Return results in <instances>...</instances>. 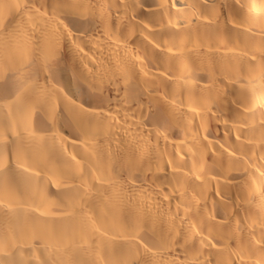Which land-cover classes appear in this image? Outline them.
<instances>
[{
	"label": "bare ground",
	"instance_id": "6f19581e",
	"mask_svg": "<svg viewBox=\"0 0 264 264\" xmlns=\"http://www.w3.org/2000/svg\"><path fill=\"white\" fill-rule=\"evenodd\" d=\"M0 264H264V0H0Z\"/></svg>",
	"mask_w": 264,
	"mask_h": 264
}]
</instances>
